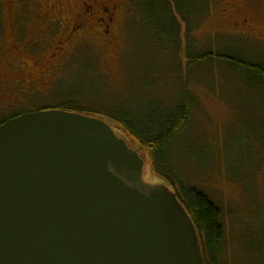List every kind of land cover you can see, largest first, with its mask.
I'll return each instance as SVG.
<instances>
[{
	"label": "rangeland",
	"instance_id": "374dc122",
	"mask_svg": "<svg viewBox=\"0 0 264 264\" xmlns=\"http://www.w3.org/2000/svg\"><path fill=\"white\" fill-rule=\"evenodd\" d=\"M58 1L65 19L47 32L46 23L36 16V3L32 0L0 6V118L31 104L49 105L54 80L62 77L70 65L85 63L88 49L104 48L98 63L114 81L118 79L119 89H114L120 94L145 91L151 98L172 104L186 83L195 101L188 126L175 142L180 145L176 169L183 180L198 186L221 210L227 249L221 264H255L254 255L259 254L252 249L250 239L264 242V0H211L207 9H203L204 0H176L175 8L193 19L188 34L179 22L182 69L187 64L186 50L192 51L186 38L202 52H215L210 63L191 66L186 79L179 76V65L172 60L169 30L154 28L158 24L168 27L173 5L168 7L163 0H146V5L151 2L155 7L156 14L144 16L136 11L126 25L130 0ZM82 1L93 8L94 17L67 43L62 42L69 39V30L62 23L73 18ZM227 1L234 4L235 13L231 16L225 13ZM56 2L46 0V4ZM150 4L145 11H151ZM101 6L106 12L100 10ZM238 9L245 14L236 13ZM109 13H115L113 23L107 21ZM99 16L110 25L108 33L103 32L105 26L95 24ZM244 17L246 28L236 29L232 24ZM252 29L260 30L262 38L254 36ZM48 45L54 50L46 51ZM12 47L20 49L16 56L27 62L26 75L31 78L7 65L5 54ZM24 48L29 55H20ZM50 52L52 61L48 58ZM156 52L164 61L156 62ZM225 56L228 63L222 59ZM49 70L52 73L46 77ZM72 82H64L62 87H72ZM101 119L119 138L128 140L116 124ZM139 155L144 160L143 183L166 185L172 190L153 170L146 155ZM228 249L232 257L237 256L230 263Z\"/></svg>",
	"mask_w": 264,
	"mask_h": 264
},
{
	"label": "water",
	"instance_id": "95a60500",
	"mask_svg": "<svg viewBox=\"0 0 264 264\" xmlns=\"http://www.w3.org/2000/svg\"><path fill=\"white\" fill-rule=\"evenodd\" d=\"M100 118L58 109L0 124V264H206L166 185Z\"/></svg>",
	"mask_w": 264,
	"mask_h": 264
},
{
	"label": "trees",
	"instance_id": "16d2710c",
	"mask_svg": "<svg viewBox=\"0 0 264 264\" xmlns=\"http://www.w3.org/2000/svg\"><path fill=\"white\" fill-rule=\"evenodd\" d=\"M163 1L168 7L176 6V0ZM145 2L146 0H130L127 8L126 25L131 19V14L136 11H139L144 16L150 15L152 17L156 14V9L152 3L150 2L151 4L147 3L146 5ZM203 3V9H207L211 5V0H204ZM148 4L151 6L150 13L145 11V6H148ZM175 6L174 13H169L168 10L170 11V9H167V13H169L168 27L158 24L154 28L163 32L166 29L169 30V43H171L169 48L172 50V60L179 65V76L182 79H186L187 72L191 66L210 63L215 52L209 49L202 52L201 49L198 50L194 47L193 42L191 43L189 38H186V43L189 46L187 47L191 48L192 51L186 50V56L184 57L187 60V64L184 70L182 69L183 57L181 56L179 22L181 21L184 24L186 34H188L192 27L193 19L178 10V6V9H176ZM97 49L100 52L96 49H88L87 60L83 61L85 63L76 62L74 65H70L63 72L62 77L58 76L54 80L53 88L50 91L51 100L49 105L41 103L31 104L8 116H2L0 124L7 119L26 112L48 109H58L90 117L105 118L116 124L129 140L126 141L127 145L137 151L138 154L144 153L150 161L153 170L169 183L172 191L195 226L201 253L206 264H221L227 251L224 244L225 229L221 222V210L198 186L183 180V177L179 176L175 163L177 162V148L180 147L178 145L179 142H175L180 139V136L188 126L195 98L188 90L186 83H183L180 88L178 98L172 104L166 103L167 105L162 100L155 97L151 98L145 91L120 94L114 89H119L117 86L118 79L114 81L102 68L101 63H98L100 53H104V48ZM80 54H83V52L78 55ZM125 54L126 48L121 54V65ZM155 54L156 62L164 61L157 52ZM222 59L228 63V57L225 56ZM181 70L182 73H180ZM262 78L264 79L263 75ZM69 81H73L72 87H62L64 82ZM54 96L55 98L53 99ZM250 242L252 243V249H255L254 252L259 254L258 257L254 255L255 264H264L262 254L264 253V242L261 243L255 238H251ZM232 258L235 260L237 256L232 257L228 249L229 263Z\"/></svg>",
	"mask_w": 264,
	"mask_h": 264
},
{
	"label": "flooded vegetation",
	"instance_id": "af4514ba",
	"mask_svg": "<svg viewBox=\"0 0 264 264\" xmlns=\"http://www.w3.org/2000/svg\"><path fill=\"white\" fill-rule=\"evenodd\" d=\"M5 1L7 2V4L5 3ZM19 1L20 0H0V6L2 7L3 5L4 6L10 5V3L12 5H15L16 2H19ZM32 1L36 3V16H37V18H39V20L41 22L46 23V26L44 27L45 32L50 31L52 28V25L55 24L56 22H59V21L63 22V20L65 19V18L61 17L62 13L64 12V9L58 0L54 4L53 3L46 4V0H32ZM92 1H93V3L96 2L95 0H92ZM85 4H86L85 1L81 2L80 6L73 13V15H72L73 18H69L68 20H66L67 25L62 23L63 25H65V29L69 30L68 38L70 36H73L77 30H80L84 26H86L90 22V18L93 19V17H94L93 14H95L93 8L92 7H91L92 9L88 8L87 6H85ZM226 6H227L228 11L225 10V13L228 14V16H231L232 14L235 13L233 3L227 1ZM113 8H114V6H113ZM90 10H91V12H90ZM100 10L103 12H106L105 6H101ZM236 13H238V14L240 13L241 15L245 14V12H243V10H240V9H238L236 11ZM114 14L115 13H113V14L109 13V16L107 17L108 22L113 23L114 16H115ZM104 16H106V15H104ZM106 23L107 22H106L104 17L99 16L96 18V21H95L96 25L105 26V29L103 30L104 33H108V30L110 27V25H108ZM246 24H247V19H246V17H244L240 21H235V23H233L232 25L236 29H241V28H246ZM252 30H253V32H255L254 36H258L259 38H262L261 37L262 32H260V30H258V29H252ZM69 40H70V38L67 40V37H66V39L63 40L62 42L65 41V43H67L66 41H69ZM55 45H58V44H55ZM46 48H47L46 51H53L54 50V47H50V45H48ZM55 49H56V47H55ZM19 50H17L14 47H12L11 50H7L8 52L5 54L6 62L8 61L7 65L9 67L18 69L20 74L23 73L22 74L23 77L25 76L26 78L27 77L31 78L32 76L30 74L26 75V72H28V70L26 68L27 62L22 60V59L19 60L18 56H16L17 51H19ZM21 51H23V52H20V55H22V53H24L23 55H25V54L29 55V51L27 48H24ZM57 51H58V48H57ZM50 53L51 54H49L48 58H50V60L52 61L53 55H52V52H50ZM35 61L37 62V60H35ZM51 73H52V70H49V72L46 73V77L49 76ZM18 77L20 78V79H18V81L21 82L22 77L20 75H18ZM42 79H43L42 83H44L45 77H42ZM27 85L30 86L29 84H27Z\"/></svg>",
	"mask_w": 264,
	"mask_h": 264
}]
</instances>
